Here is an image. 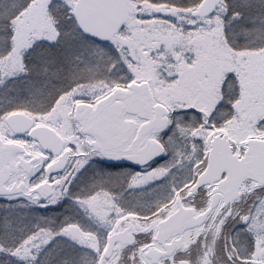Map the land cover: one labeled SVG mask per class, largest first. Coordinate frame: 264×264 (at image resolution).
I'll return each mask as SVG.
<instances>
[{
  "label": "snow or ice",
  "instance_id": "snow-or-ice-1",
  "mask_svg": "<svg viewBox=\"0 0 264 264\" xmlns=\"http://www.w3.org/2000/svg\"><path fill=\"white\" fill-rule=\"evenodd\" d=\"M0 264H264V0H0Z\"/></svg>",
  "mask_w": 264,
  "mask_h": 264
}]
</instances>
